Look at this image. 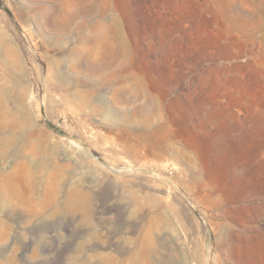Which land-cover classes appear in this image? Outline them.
Wrapping results in <instances>:
<instances>
[{
	"label": "rangeland",
	"instance_id": "374dc122",
	"mask_svg": "<svg viewBox=\"0 0 264 264\" xmlns=\"http://www.w3.org/2000/svg\"><path fill=\"white\" fill-rule=\"evenodd\" d=\"M0 264H264V0H0Z\"/></svg>",
	"mask_w": 264,
	"mask_h": 264
}]
</instances>
